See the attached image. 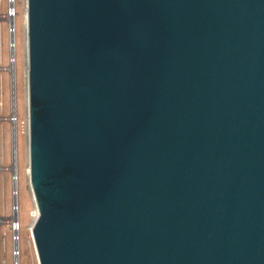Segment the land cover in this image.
I'll use <instances>...</instances> for the list:
<instances>
[{"label": "water", "instance_id": "95a60500", "mask_svg": "<svg viewBox=\"0 0 264 264\" xmlns=\"http://www.w3.org/2000/svg\"><path fill=\"white\" fill-rule=\"evenodd\" d=\"M38 264H264V0H26Z\"/></svg>", "mask_w": 264, "mask_h": 264}, {"label": "rangeland", "instance_id": "374dc122", "mask_svg": "<svg viewBox=\"0 0 264 264\" xmlns=\"http://www.w3.org/2000/svg\"><path fill=\"white\" fill-rule=\"evenodd\" d=\"M18 15L16 27V104L19 117L24 116L23 73L27 68V56L23 50V24L26 15V0H17ZM6 0H0V14L5 12ZM8 35L6 22L0 19V67L8 66ZM10 113L9 74L0 71V116ZM18 130L16 139V158L12 160L11 128L6 121H0V264L12 262L15 238L19 237L20 264H38L31 226L37 216V209L29 183V163L24 147V135ZM17 173V183L13 177ZM18 223L13 232L11 222Z\"/></svg>", "mask_w": 264, "mask_h": 264}, {"label": "built area", "instance_id": "2783aa9c", "mask_svg": "<svg viewBox=\"0 0 264 264\" xmlns=\"http://www.w3.org/2000/svg\"><path fill=\"white\" fill-rule=\"evenodd\" d=\"M17 0H6L5 12L0 14V19L6 22V31L8 35V66L0 67V71H6L9 74L10 84V113L8 116L1 117L0 121H6L10 124L12 147L14 152L12 154V160L17 161L16 158V139L18 130L21 128V133L24 135V147L26 150L28 163H29V123H28V75L27 68L23 73V91H24V116L23 119L19 117L17 104H16V27L15 18L18 15ZM23 50L27 56V27L26 21L23 24ZM3 168L0 166V171ZM13 180L17 183L18 175H14ZM17 222H11V229L15 232L18 229ZM15 248L12 251V262L10 264H20V249H19V237L14 239Z\"/></svg>", "mask_w": 264, "mask_h": 264}, {"label": "bare ground", "instance_id": "6f19581e", "mask_svg": "<svg viewBox=\"0 0 264 264\" xmlns=\"http://www.w3.org/2000/svg\"><path fill=\"white\" fill-rule=\"evenodd\" d=\"M25 19H26V15H25ZM26 21V20H25ZM29 183H30V180H29ZM31 186V185H30ZM32 190V189H31ZM32 194H33V192H32ZM33 198H34V196H33ZM37 217V216H36ZM36 219V218H35ZM32 226H33V224H32ZM32 226H31V228H32Z\"/></svg>", "mask_w": 264, "mask_h": 264}]
</instances>
